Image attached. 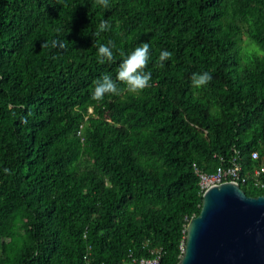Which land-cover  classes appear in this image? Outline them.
I'll return each instance as SVG.
<instances>
[{"label": "trees", "instance_id": "16d2710c", "mask_svg": "<svg viewBox=\"0 0 264 264\" xmlns=\"http://www.w3.org/2000/svg\"><path fill=\"white\" fill-rule=\"evenodd\" d=\"M108 41L114 60L99 64ZM145 42L149 86L91 100ZM203 72L211 82L193 87ZM254 151L264 0H0V264H119L153 249L178 264L201 209L194 167L211 173L237 152L249 172Z\"/></svg>", "mask_w": 264, "mask_h": 264}, {"label": "water", "instance_id": "95a60500", "mask_svg": "<svg viewBox=\"0 0 264 264\" xmlns=\"http://www.w3.org/2000/svg\"><path fill=\"white\" fill-rule=\"evenodd\" d=\"M178 264H264V195L247 196L235 182L206 190Z\"/></svg>", "mask_w": 264, "mask_h": 264}, {"label": "clouds", "instance_id": "9594fccd", "mask_svg": "<svg viewBox=\"0 0 264 264\" xmlns=\"http://www.w3.org/2000/svg\"><path fill=\"white\" fill-rule=\"evenodd\" d=\"M96 3L104 8L109 7V0H96ZM110 28V24L107 20H102L98 25V29L93 35L100 36L102 32L107 31ZM47 44H43L42 47H47ZM53 46L63 48L62 42L53 41ZM114 43L108 41V43L101 44L98 47L96 59L99 64H105L106 62H112L114 55L112 48ZM172 53L167 50H162L159 54L157 65L164 67V61L170 59ZM149 62V44L143 43L141 46L136 47L130 54H128L122 62L119 64L115 79L110 74H104L94 82V88L91 94V100L100 102L106 95H118L120 91L124 90L130 94L139 95L145 88L149 86L152 73L151 71H145ZM212 76L208 72L199 74H193L191 77L192 86L195 88H202L210 83ZM118 84L124 85V89H120ZM8 172V169H4ZM203 195V194H202Z\"/></svg>", "mask_w": 264, "mask_h": 264}, {"label": "built area", "instance_id": "2783aa9c", "mask_svg": "<svg viewBox=\"0 0 264 264\" xmlns=\"http://www.w3.org/2000/svg\"><path fill=\"white\" fill-rule=\"evenodd\" d=\"M251 159L256 162V165L249 172H245L238 161L237 152H234L232 159L226 165L211 173H205L195 166L194 172L198 178L200 192L203 194L209 188L226 182H235L240 186L250 182L254 189L264 191V154L260 155L254 151L251 153ZM181 250L183 252L184 248L181 247ZM162 257L163 251L161 249H153L150 251L149 257L130 258V260L122 261L119 264H160Z\"/></svg>", "mask_w": 264, "mask_h": 264}, {"label": "rangeland", "instance_id": "374dc122", "mask_svg": "<svg viewBox=\"0 0 264 264\" xmlns=\"http://www.w3.org/2000/svg\"><path fill=\"white\" fill-rule=\"evenodd\" d=\"M89 111H91V109Z\"/></svg>", "mask_w": 264, "mask_h": 264}]
</instances>
